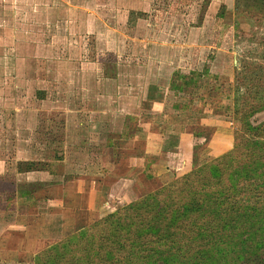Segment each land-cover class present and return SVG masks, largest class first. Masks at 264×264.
<instances>
[{
    "label": "rangeland",
    "instance_id": "1",
    "mask_svg": "<svg viewBox=\"0 0 264 264\" xmlns=\"http://www.w3.org/2000/svg\"><path fill=\"white\" fill-rule=\"evenodd\" d=\"M245 17L235 20L234 0H0V249L18 251L11 264H69L46 263L50 245L110 213L87 209L106 198L49 183L109 171L126 178L150 127L164 139L162 151L177 152L186 132L185 151L156 156L149 169L163 171L159 179L132 173L130 200L115 202L112 212L236 149L241 124L231 85L237 79L264 97L255 66L264 64V21L254 11ZM247 52L245 77L234 68ZM250 120L263 122L264 110ZM119 152L123 168L115 166ZM32 160L54 177L30 182L37 171L15 174L18 162ZM23 187L34 199L20 202ZM51 196L60 207L42 216ZM73 248L66 254H76Z\"/></svg>",
    "mask_w": 264,
    "mask_h": 264
},
{
    "label": "trees",
    "instance_id": "2",
    "mask_svg": "<svg viewBox=\"0 0 264 264\" xmlns=\"http://www.w3.org/2000/svg\"><path fill=\"white\" fill-rule=\"evenodd\" d=\"M225 11L222 5L218 17L223 18ZM250 11L264 21V0H234L235 20L246 18ZM249 54L238 61L236 74L247 76V66L252 65L246 61ZM255 66L264 74L263 63ZM231 86L233 112L241 124L236 149L79 228L48 248L55 252L48 254L46 263L227 264L234 257L239 264H264V243L259 242H264L260 234L264 230V121L250 120L264 110V97L259 93L253 97L237 79ZM37 95L43 99V91ZM253 157L254 163H245ZM47 166L20 161L15 173L48 172ZM27 192L23 187L17 196L34 199ZM71 246L76 254L67 255L65 249Z\"/></svg>",
    "mask_w": 264,
    "mask_h": 264
},
{
    "label": "crops",
    "instance_id": "3",
    "mask_svg": "<svg viewBox=\"0 0 264 264\" xmlns=\"http://www.w3.org/2000/svg\"><path fill=\"white\" fill-rule=\"evenodd\" d=\"M146 131H147V134L145 136V141H143V147H142L141 152L139 151L137 152L136 150H133L134 153L131 154V156L129 157L127 161V165L125 167L127 168V171L129 174L127 175L126 178H123V174H120L117 177V179H114L109 174L111 171L105 174H98V176L96 177L97 179H90L87 181H80L79 178L75 180L76 176L74 177L73 175H70L73 178H69V180L66 183L64 182V180L60 181L61 183L58 181H52L53 186L58 185L60 187V191L62 190V193L67 192L68 190L69 191L71 190L73 191L72 193H76V194H86V195L89 194L90 195V194L95 193V197L97 198L99 196H101L102 199L106 198V200L101 201L100 203L93 204V207H94L93 209L89 208L88 206H87V209L93 212V214L95 213V215H99V216H103L105 214L111 213L115 202H119L118 204H123L125 200H130V194L133 193L131 185L134 183V179H135L134 177H132V173L133 174L137 173V176L139 177L143 176L144 178L148 180L149 179L155 180L156 178L157 179L161 178L160 173L163 171H158V169L154 167L153 169H151L153 171L152 172L149 169L151 165L158 163L157 157L160 156L161 154H163L167 158H172V159L175 158L176 155H179L178 152L185 151L184 150L185 143L188 140V138H190L189 135L186 134V132H182L180 133L181 135H179V146L175 147L177 149V152L174 150H170V151L163 150L162 151V145H163L164 139L161 138L158 141L157 138H159V136H158L157 130L150 127ZM117 156L119 159L118 164L119 163L120 164L118 165L116 163L115 166L123 168V154L119 152L116 155V157ZM170 164L174 165V163H171V162ZM165 172H168V170H166ZM28 174L31 175L33 173L29 172ZM17 175H20V174H17ZM54 175L55 174H52V173L50 174L48 172H38L37 176L39 177L37 179H31L32 181L30 182H36V181L44 182V179H41V176H47V177L52 178L54 177ZM61 177H64V176L61 175ZM140 181H142V179H140ZM124 185L126 189L123 191ZM49 186H52V185H49ZM49 186L47 185L45 187L49 189L48 188ZM139 188L140 190H143L144 186L142 187L140 186ZM105 193H106V196H105ZM115 193H117L116 196H115ZM111 198H113V200H111ZM25 200H26L25 198H22L20 199V202H23V201L25 202ZM58 202H60V200H58L57 198H53V196L47 198L46 201L41 203L42 208H39L40 209L39 213L42 214V216L47 215L50 212V208H54L55 206H57L58 208L60 207V205H58ZM16 252L15 250H11L10 248H6V249L1 248L0 249V264H11L10 257L14 256Z\"/></svg>",
    "mask_w": 264,
    "mask_h": 264
}]
</instances>
